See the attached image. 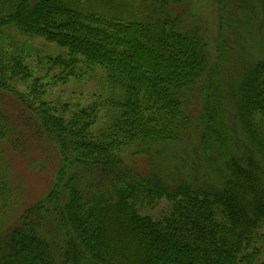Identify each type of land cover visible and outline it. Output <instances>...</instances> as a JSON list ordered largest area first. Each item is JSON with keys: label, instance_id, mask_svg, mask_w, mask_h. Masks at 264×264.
I'll return each instance as SVG.
<instances>
[{"label": "trees", "instance_id": "trees-1", "mask_svg": "<svg viewBox=\"0 0 264 264\" xmlns=\"http://www.w3.org/2000/svg\"><path fill=\"white\" fill-rule=\"evenodd\" d=\"M90 72L91 102L47 95ZM0 93L56 158L0 264H264V0H0Z\"/></svg>", "mask_w": 264, "mask_h": 264}, {"label": "rangeland", "instance_id": "rangeland-1", "mask_svg": "<svg viewBox=\"0 0 264 264\" xmlns=\"http://www.w3.org/2000/svg\"><path fill=\"white\" fill-rule=\"evenodd\" d=\"M197 7L202 6L197 4L195 9ZM208 10L206 7L205 12ZM5 34L6 44L21 40L12 32L5 31ZM21 37L22 40L26 39L25 36ZM250 39L255 38L252 35ZM29 40L27 45L30 46L33 54L31 62L42 57L43 54L55 56L64 52L56 44L42 38L34 37L27 41ZM248 41L247 38L243 43L248 45ZM106 86L99 73L90 72L81 78H70L66 83L49 86L47 95L52 97V100L62 99L70 102L76 100L80 105H85L94 100L101 91L106 89ZM30 118L28 115L25 116L27 122ZM0 129L4 135L0 138V175L4 177L7 189L10 190L9 194L0 192V221L8 222L15 220L25 207L46 193L50 187L51 175L55 170L56 158L49 145L43 141L41 133L36 131L37 128L25 125L14 101L10 96L2 93H0ZM147 163L145 157L138 156L132 162V166L138 170H145ZM169 208L170 204L163 200L154 209H148L147 213L153 217H162ZM172 257H174V251L170 249L163 259Z\"/></svg>", "mask_w": 264, "mask_h": 264}]
</instances>
